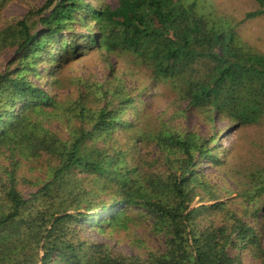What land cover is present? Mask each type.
I'll return each mask as SVG.
<instances>
[{
    "label": "trees",
    "instance_id": "trees-1",
    "mask_svg": "<svg viewBox=\"0 0 264 264\" xmlns=\"http://www.w3.org/2000/svg\"><path fill=\"white\" fill-rule=\"evenodd\" d=\"M255 2L245 19L264 13V0ZM234 28L185 0H47L0 27V53L14 49L0 72V264H264L263 163H241V172L222 159L231 152L220 149L215 132L202 137L165 124L153 135L168 164L163 172L128 168L119 146L134 125L125 112L141 100L120 59L148 72L154 93L172 95L205 121L261 125L264 52L239 45ZM93 51L108 70L105 80L78 76L77 97L62 107L61 66ZM53 118L64 133L49 125ZM42 158L44 176L27 180L36 189L25 196L20 162ZM205 162L220 167V178L235 177L234 198L220 200L214 187L221 184L207 178ZM205 196L214 202L201 203ZM240 198L242 213L230 206ZM131 208L151 219L161 249L139 241L141 251L117 252L81 234L86 226L101 234L126 229Z\"/></svg>",
    "mask_w": 264,
    "mask_h": 264
},
{
    "label": "rangeland",
    "instance_id": "rangeland-1",
    "mask_svg": "<svg viewBox=\"0 0 264 264\" xmlns=\"http://www.w3.org/2000/svg\"><path fill=\"white\" fill-rule=\"evenodd\" d=\"M112 0H90L93 4H106ZM195 1L198 10L203 13H210L212 17L221 22L230 21L235 25L236 42L242 47H246L258 52H264V13L255 17L245 19L244 15L247 12L257 8L255 0H185V2ZM47 0H0V27L6 23L18 20L28 14L29 10L37 9L43 6ZM14 49L6 48L0 53V72L7 67V62L13 57ZM110 62H114V58H109ZM119 68L121 71H126L122 75L128 83H134L139 89H133L134 96L141 95V100L135 103V109L130 107L125 112V119L133 122V126L128 128L127 132L121 133L120 143L121 148L126 149L125 162L128 168H136L137 172L142 176L149 172H163L168 164L165 162L161 154L157 140L153 137L165 124L171 129L176 127L181 130H192L202 137H208L212 132L216 133L220 149H225L231 154L223 155L222 159L231 164L235 163L240 171L245 167L244 164L263 163L264 164V121L258 127L253 125L250 127H237L231 121L226 119H216L214 122L205 121L198 117L197 113L191 110H185V103L175 99L172 95L164 97L159 96L155 92L153 80L149 77L145 70L137 69L124 59L119 60ZM43 72V68L39 69ZM108 70L102 68V61L98 54L93 51L90 54L80 58H71L67 63L63 64L59 70V78L64 82L63 86L58 89V103L66 106L70 100H74L78 93L75 90V78L78 76H87L89 73L92 78L98 81H104ZM129 72H132L129 73ZM88 73V74H87ZM145 86L147 90L145 89ZM170 94V93H168ZM67 95H69L67 97ZM180 110H184L181 112ZM53 129H57L64 133V128L59 124L57 118L49 124ZM139 137V140L132 139L134 136ZM241 163L243 164V168ZM47 161L42 158L38 164L21 161L17 169L16 176L18 188L26 196L29 192H33L36 187L29 185L27 180H36L43 178L44 171L47 168ZM220 167H213L209 162L202 165V171L207 175V178L217 181L221 185L215 186L222 192L223 197L220 200L234 198L237 195L232 174H225L224 178H220ZM242 172V171H241ZM233 173V172H232ZM208 179V180H209ZM231 190L224 192V190ZM203 197L201 203L211 204L214 201ZM103 200H108V195H101ZM199 197L194 199L193 204H199ZM230 202L231 208L237 209L242 213L244 203L242 199ZM110 204V203H108ZM246 204V203H244ZM259 206L263 204L261 212H259L260 223L258 229L263 234L262 244L264 245V200L258 201ZM229 206V205H228ZM229 206V207H230ZM110 212L114 213L119 209L115 205L110 208ZM100 212L99 208H96ZM94 211V210H93ZM90 211V212H93ZM89 212V214H90ZM131 222H128L126 229L119 232L101 234L88 226L81 231V234L93 240H103L109 243L117 252L133 253L141 251L140 247L145 244V248L161 249L162 239L154 236L150 232L149 217L140 216L142 210L131 208ZM105 215V213H103ZM258 215V216H259ZM218 218V217H217ZM249 259V257H247Z\"/></svg>",
    "mask_w": 264,
    "mask_h": 264
}]
</instances>
